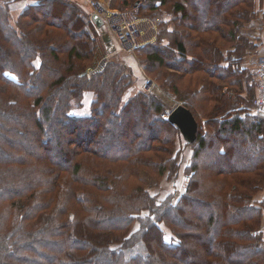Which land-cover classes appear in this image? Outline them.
I'll return each mask as SVG.
<instances>
[{
	"label": "trees",
	"instance_id": "obj_1",
	"mask_svg": "<svg viewBox=\"0 0 264 264\" xmlns=\"http://www.w3.org/2000/svg\"><path fill=\"white\" fill-rule=\"evenodd\" d=\"M1 1L0 264H264V116L241 109L258 93L235 42L254 0H118L164 14L139 63L193 114L192 144L158 97L122 102L124 64L82 75L95 46L78 4L36 0L12 21Z\"/></svg>",
	"mask_w": 264,
	"mask_h": 264
},
{
	"label": "rangeland",
	"instance_id": "obj_2",
	"mask_svg": "<svg viewBox=\"0 0 264 264\" xmlns=\"http://www.w3.org/2000/svg\"><path fill=\"white\" fill-rule=\"evenodd\" d=\"M70 1L78 4L81 7V9L86 13L87 16H92V15H94V13L98 14V11L96 9H94V5L97 4L98 6L100 5L101 7H103L104 12H106V13L107 12H109V13H126V14H128L129 17H132L133 19H141L143 17H148L145 14L139 13L138 3L135 4V3H131V2H126V4H124L123 2H119L118 0H70ZM0 3L2 4L1 0H0ZM163 15H164L163 13L162 14L159 13L158 15L156 14L153 18L158 19L160 24H162ZM165 15H167V14L165 13ZM99 19L102 22V19L100 17H99ZM87 21L89 23H87L88 27H87V30L85 33L88 35L89 39L94 43L95 49L93 52L92 62L90 63L89 66H87L85 68L82 75L87 74V72L89 70H91L93 66H95L97 64L98 60L102 57V55L103 56L106 55L105 57H107V59L101 65L99 72L103 71V68L105 67V65H107L108 62L117 61L119 63L124 64L123 66L127 67L129 69L128 72L130 74H132L133 85L138 84V89H132L131 91H129L131 95H127V97H126V93L124 94L122 102L125 101L124 98H128L129 96L132 97L133 94H135L136 92L145 91L146 93H149L151 95L158 97L159 100L162 102V104L165 106L166 112L168 111V109H171V107L174 104L172 99L176 101L177 98L175 99V95H173L172 93L170 94V92H167V91L161 89L159 87V85L157 84L156 80L154 79V77L149 76L148 74L144 73V70H143L142 66H140V63H139L140 60L144 57L138 56V52H137L138 50L135 51L134 54H131L130 56L123 54V53H119V52L115 51L114 48H112V50L106 51L105 50V44L102 42V40L100 38V34L97 32L93 23H91L90 17L87 18ZM160 24H158V26H157L158 32L160 31L159 28L161 29ZM158 32L156 35V41L159 40V39H157ZM157 43H158V41L155 43V45ZM93 74H95V73H91V75H93ZM147 79L151 81V84H153L152 85V91H150V92H147V88H145V90L143 88V84L146 82L145 80H147ZM249 84H251V86L253 87L252 88L253 90L251 93V98H253L254 94H255V90L257 88L255 73L252 74V78H251V81H249ZM197 87H198V84L194 85L192 88L193 89H195V88L199 89L200 88V87L199 88H197ZM222 92L224 93V91H222ZM229 97H232V96H229ZM91 99H92L91 94L86 95V97H84V100H83L82 108L79 110H73L71 115L74 117H79V118L89 116L90 110H89L88 106H89V101ZM248 113H250V112H248ZM163 114H165V112ZM163 114H161V115H163ZM250 114H256V113H250ZM161 115H160V118H161ZM203 118L198 119L199 122L201 123V125H204V119ZM183 151H184L183 162L185 161V163H187L189 161L190 151H188L187 149L183 150ZM144 179L146 180L147 178L144 177ZM188 180H189V176H187V175H185L184 177L182 176L181 177L182 185H186L188 183L187 182ZM149 189H150V192L157 193L160 196H163L162 190L164 192H167L169 190V184H167V181H163L162 187H158V188L153 187V188H149ZM257 199H262V200L264 199V189L257 196ZM259 233H261L262 238L264 239V236H263L264 235V219L262 221Z\"/></svg>",
	"mask_w": 264,
	"mask_h": 264
},
{
	"label": "built area",
	"instance_id": "obj_3",
	"mask_svg": "<svg viewBox=\"0 0 264 264\" xmlns=\"http://www.w3.org/2000/svg\"><path fill=\"white\" fill-rule=\"evenodd\" d=\"M94 9L98 11V14H94L102 19L104 27L113 40L117 52L131 55L139 48L153 44L156 41V35L158 32L157 26L160 23L158 19H133L126 13H106L104 12L103 7L100 5L98 6L97 4L94 5ZM105 56L102 55L97 64L93 66L85 76H90L91 73H98L101 65L107 59ZM254 73L256 75V89L258 95L252 102V106L245 108L241 107V109L264 116V54L256 57ZM152 85L153 84L151 83H146L144 85V90L147 88V92L152 91ZM231 96H233V94H231ZM177 106H181V103L174 102L171 111ZM169 113L170 112H166L161 115V118L167 120Z\"/></svg>",
	"mask_w": 264,
	"mask_h": 264
},
{
	"label": "crops",
	"instance_id": "obj_4",
	"mask_svg": "<svg viewBox=\"0 0 264 264\" xmlns=\"http://www.w3.org/2000/svg\"><path fill=\"white\" fill-rule=\"evenodd\" d=\"M35 1L36 0H10L9 13L11 15L12 21L16 19L17 15L23 9ZM252 13L253 15L247 19L245 23H243L235 39L236 43L241 44V52L240 57L238 58L239 61L237 68L240 72L244 73L245 77H248V79L252 78V74L254 73L256 57L264 54V0H254V8ZM237 37H241V39L238 40ZM233 51L234 48L231 47L225 52L233 53ZM226 64V62L225 64L223 62V65ZM248 87L251 88L250 93H252L253 89L252 86H250L248 80L243 81L242 92L247 93ZM132 89H138V84L133 85L127 90L126 97L127 95H131L129 91ZM224 90L227 91V88H224L223 91ZM226 91H224V93ZM229 94L231 96L232 93ZM128 98H130V96ZM128 98H124V100Z\"/></svg>",
	"mask_w": 264,
	"mask_h": 264
},
{
	"label": "water",
	"instance_id": "obj_5",
	"mask_svg": "<svg viewBox=\"0 0 264 264\" xmlns=\"http://www.w3.org/2000/svg\"><path fill=\"white\" fill-rule=\"evenodd\" d=\"M92 23L101 34L102 41L105 44L106 50H112V45L109 41V37L105 34L103 24L98 16L93 15L91 17ZM169 123H171L180 133L183 141L186 144H192L196 139L197 123L193 114L183 106L175 107L168 117Z\"/></svg>",
	"mask_w": 264,
	"mask_h": 264
},
{
	"label": "bare ground",
	"instance_id": "obj_6",
	"mask_svg": "<svg viewBox=\"0 0 264 264\" xmlns=\"http://www.w3.org/2000/svg\"><path fill=\"white\" fill-rule=\"evenodd\" d=\"M110 59V58H109Z\"/></svg>",
	"mask_w": 264,
	"mask_h": 264
}]
</instances>
